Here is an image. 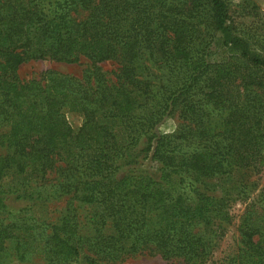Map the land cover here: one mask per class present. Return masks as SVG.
I'll list each match as a JSON object with an SVG mask.
<instances>
[{
    "label": "trees",
    "instance_id": "16d2710c",
    "mask_svg": "<svg viewBox=\"0 0 264 264\" xmlns=\"http://www.w3.org/2000/svg\"><path fill=\"white\" fill-rule=\"evenodd\" d=\"M231 3L0 0V264L9 250L46 264H264V52L260 26L239 21L258 16L253 3L240 15ZM83 57L82 76L19 74ZM77 202L97 206L87 233Z\"/></svg>",
    "mask_w": 264,
    "mask_h": 264
},
{
    "label": "rangeland",
    "instance_id": "374dc122",
    "mask_svg": "<svg viewBox=\"0 0 264 264\" xmlns=\"http://www.w3.org/2000/svg\"><path fill=\"white\" fill-rule=\"evenodd\" d=\"M231 1H232L231 9L233 11V14L240 15L241 13H243L242 11L244 10V7H245L244 0H231ZM250 3H253L251 5L253 6V9H255L254 11L258 13V16L253 17L249 15L245 18H241L239 21L245 22V25L247 27L251 25L254 27L255 24H257L256 26H260V28H258V33H259L258 35L261 38V42L258 45V47L264 52V0H250ZM249 11H251L250 8H249ZM251 29H254V28H251ZM253 31H256V30H253ZM222 56H224V53L215 54L213 55L212 59L213 61H216V60L222 59L223 58ZM90 64H91V61L85 57H83L79 63H66L64 61H58L54 59L31 60L29 62L24 63L20 67L19 74L23 79H30L32 77H38L40 73H42L45 70L55 69L63 73H68V74H72L75 76H82L85 73V69ZM99 64L103 67L105 71H109V72L114 70L117 67V63L115 61H104ZM67 117L75 129L81 126L84 121V117L80 113H77V112L69 111L67 113ZM181 122L182 120L179 118L178 115L169 116L165 118L159 124L158 132L159 133L174 132L179 127ZM151 166H154V161L152 162L151 158L148 157L143 161L142 167L151 168ZM258 182L260 183L261 186L263 185L264 173H262L261 179ZM260 185L258 186V188H255V190H253V188L251 187V189L253 190V192L251 193L252 197L258 194ZM20 204L23 205L24 203L22 202V203H19L18 205ZM66 205L67 203H66L65 198L61 200L60 199L54 200L47 207H39V214L45 215L48 218H49V215L55 217L56 215L60 213L62 209L66 207ZM244 206L245 204L243 203V201L238 200L237 202H235L232 211L236 213V215H238L239 213L243 211ZM74 207L76 208L75 212L79 215L82 221L80 230L84 233L89 232L93 228V225L90 222V217L92 216V214H95L97 206L96 205L95 206L84 205V204L81 205L80 202H77L75 203ZM0 217L2 216L0 215ZM104 231L110 232L111 228L106 227ZM235 235H236V232H235L234 227L232 226L230 227V231L228 232V235H227L228 237L226 238L223 246L226 247L227 245L231 244L235 238ZM11 253L12 251L9 250L7 253L3 254V257H2L3 260L1 261H3L4 264H46L41 259H34L31 262H20L10 257ZM71 264H79V263L73 262ZM123 264H169V263L166 260L162 259L160 256H152L149 254H145V255H140L136 257L135 259H130L129 261L124 262Z\"/></svg>",
    "mask_w": 264,
    "mask_h": 264
}]
</instances>
